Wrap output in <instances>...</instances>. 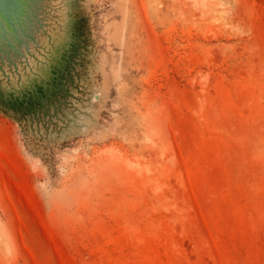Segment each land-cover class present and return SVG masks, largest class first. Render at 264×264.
<instances>
[{"label": "rangeland", "instance_id": "374dc122", "mask_svg": "<svg viewBox=\"0 0 264 264\" xmlns=\"http://www.w3.org/2000/svg\"><path fill=\"white\" fill-rule=\"evenodd\" d=\"M0 264H264V0H0Z\"/></svg>", "mask_w": 264, "mask_h": 264}, {"label": "bare ground", "instance_id": "6f19581e", "mask_svg": "<svg viewBox=\"0 0 264 264\" xmlns=\"http://www.w3.org/2000/svg\"><path fill=\"white\" fill-rule=\"evenodd\" d=\"M220 5V4H219Z\"/></svg>", "mask_w": 264, "mask_h": 264}]
</instances>
